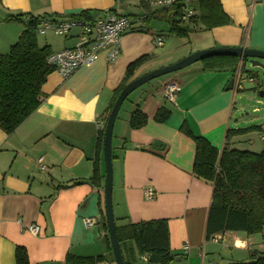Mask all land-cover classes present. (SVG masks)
I'll use <instances>...</instances> for the list:
<instances>
[{
	"label": "crops",
	"instance_id": "1",
	"mask_svg": "<svg viewBox=\"0 0 264 264\" xmlns=\"http://www.w3.org/2000/svg\"><path fill=\"white\" fill-rule=\"evenodd\" d=\"M149 1L157 0H0V55L8 53L24 30L22 23L7 21L10 16L44 17L42 22L82 12L97 16L111 11L133 20L145 17L121 35L112 62L101 55L66 79L52 72L41 88L38 108L10 135L0 130V264H16L17 246L26 250L29 264H65L67 257H101L98 264H115L104 228L103 142L98 155L96 146L103 119L130 63L149 57L133 80L205 49L264 51V0H219L227 22L210 30L188 20L182 23L180 17L191 8L185 10L186 4H180L183 13L173 19L195 27L181 38L169 32L165 19L172 16L170 7L154 8ZM159 35L161 47L154 42ZM50 41L46 38L39 45L49 46L52 53L71 48L78 43V31ZM200 62L148 82L145 89L138 88L146 95L134 96L131 110L120 116V108L111 138L115 229L124 239L129 224L165 220L173 257L170 264L247 263L264 256V227L257 234L224 232L206 239L213 183L193 173L195 145L180 131L186 126L192 136L204 138L219 152L224 145L230 103L239 91L226 86L237 75L204 72ZM169 83L179 85L175 105L163 99ZM160 108L169 112L163 123L154 120ZM136 109L147 122L131 129L129 118ZM238 136L232 137L231 144L237 145ZM154 143H158L155 148ZM94 166L100 173L97 184ZM147 189L153 192L149 200L144 197ZM30 225L39 227L37 235L27 231Z\"/></svg>",
	"mask_w": 264,
	"mask_h": 264
},
{
	"label": "trees",
	"instance_id": "2",
	"mask_svg": "<svg viewBox=\"0 0 264 264\" xmlns=\"http://www.w3.org/2000/svg\"><path fill=\"white\" fill-rule=\"evenodd\" d=\"M180 4L194 6H191L194 14L189 21L193 25L201 24L205 30L225 25L227 22V16L223 13L219 0H178L168 8L171 9L172 16L165 19L169 25V32L176 37H186L195 29V27L179 25V22L173 19L176 14L183 13L184 7L179 8ZM92 16L89 12H82L71 17L90 21ZM42 18L20 14L6 19L24 25V30L16 43L10 47L7 54L0 55V130L7 135H10L38 108L42 95L41 88L53 72V67L47 64V58L52 52L49 46H40L37 40V27L41 25ZM149 19L150 16L147 21ZM148 58L147 55L141 56L126 67L110 109L103 119V128L97 138V155L102 149L106 118L116 98ZM200 63L204 72L228 71L233 75H242L244 72L250 75L244 66L246 60H241L239 65L240 60L234 56H212L203 59ZM168 116L169 112L165 108H160L154 120L163 123ZM146 122V116L136 109L130 115L129 127L139 129ZM254 130L264 133V127L261 126L228 129L224 145L219 152L204 138L192 136L186 126L180 128L184 135L192 138L195 145L193 173L213 183L206 223V239L224 232L242 231L248 235L257 234L264 227V151L254 153L249 150L232 149L227 143V139L233 136L244 135ZM93 172V179L97 184V180L100 179L98 168L94 166ZM104 228H106L105 217ZM116 235L124 264H138L143 255L146 256V261H141L140 264H170L173 260L165 220L129 224L125 229L124 239L119 237L117 230ZM14 258L16 264H29L23 247L15 248ZM101 260V257H67L65 264H98ZM237 264H264V256Z\"/></svg>",
	"mask_w": 264,
	"mask_h": 264
},
{
	"label": "built area",
	"instance_id": "3",
	"mask_svg": "<svg viewBox=\"0 0 264 264\" xmlns=\"http://www.w3.org/2000/svg\"><path fill=\"white\" fill-rule=\"evenodd\" d=\"M172 0H157L149 1L148 5L154 8H164L173 6ZM193 12L187 10L181 17L180 21L185 23ZM145 19L144 16L138 20H133L126 16L116 15L111 11H103L97 16H92L89 20H84L79 17H68L60 21H45L37 27V34L44 35L46 32H51L54 36L67 38L72 31H78V43L71 48L52 53L47 58V64L53 67V72L60 78L66 79L71 76L78 68L84 65H90L95 62L101 55H104L107 62H112L118 55L119 41L123 33L127 32L134 22ZM155 45L162 46V38L154 37ZM250 83L257 85L253 77H247ZM241 78L237 74L234 80L233 90L241 89ZM179 91L177 83H169L163 89V99L169 104H174ZM264 141V135L261 137ZM41 170L44 166L40 164ZM145 199L149 200L153 197V192L147 189L144 192ZM90 224V220H86ZM27 231L33 235H37L39 227L30 225ZM185 247V246H183ZM142 262L146 261V256L140 258Z\"/></svg>",
	"mask_w": 264,
	"mask_h": 264
},
{
	"label": "water",
	"instance_id": "4",
	"mask_svg": "<svg viewBox=\"0 0 264 264\" xmlns=\"http://www.w3.org/2000/svg\"><path fill=\"white\" fill-rule=\"evenodd\" d=\"M212 56H234L240 61L246 60V63L251 67L260 68L264 74V51L248 49L244 47H219L213 49H205L194 52L188 56L180 59L179 61L167 65L161 68L154 69L144 75L134 78L128 82L125 87L121 90L118 97L116 98L105 122L104 133H103V161H104V188H103V201H104V215L105 224L108 233L109 244L111 247L113 260L115 264H124L122 254L120 251L119 242L117 240L116 229L114 224L113 212H112V162H111V138L114 122L121 108L122 103L128 97L130 93L151 80L160 78L167 74L178 72L196 62H200L205 58ZM234 79H230L226 90H230L233 87ZM260 97L264 94L263 92L257 93ZM158 143L153 144L155 148Z\"/></svg>",
	"mask_w": 264,
	"mask_h": 264
},
{
	"label": "rangeland",
	"instance_id": "5",
	"mask_svg": "<svg viewBox=\"0 0 264 264\" xmlns=\"http://www.w3.org/2000/svg\"><path fill=\"white\" fill-rule=\"evenodd\" d=\"M191 8L190 4L185 5V10ZM189 21V19H188ZM159 37H162L159 35ZM196 38V36H192ZM48 39L50 42H54L56 39H61V37L54 36L51 32H46L44 35H38L37 40L39 44H42L45 39ZM264 63V61H262ZM246 70L249 71L250 75L242 73L240 84L242 89L234 94L231 103L230 111L227 115L228 129H244L250 126H262L264 124V96L260 97L257 94V91L264 92V74L260 68L251 67L249 64H246ZM174 74V73H173ZM171 74L164 75L158 79H163V77H168ZM247 77H253L257 82V85L250 83L247 80ZM151 80V81H156ZM147 84V83H146ZM141 86V89H145V85ZM140 88V87H139ZM141 89L134 90L131 94L128 95L124 101L120 116L123 115L127 110L133 108L132 103L134 102V96H144L146 94H140ZM264 135L260 130H254L248 132L244 135L236 137L238 142L237 145L231 144L232 138L227 139V143L232 149L238 150H249L251 152H258L264 150V143L260 140V137ZM234 137V136H233ZM253 143L249 144V141ZM225 142V139H224Z\"/></svg>",
	"mask_w": 264,
	"mask_h": 264
},
{
	"label": "flooded vegetation",
	"instance_id": "6",
	"mask_svg": "<svg viewBox=\"0 0 264 264\" xmlns=\"http://www.w3.org/2000/svg\"><path fill=\"white\" fill-rule=\"evenodd\" d=\"M247 64V63H246ZM246 64L244 66H246Z\"/></svg>",
	"mask_w": 264,
	"mask_h": 264
}]
</instances>
